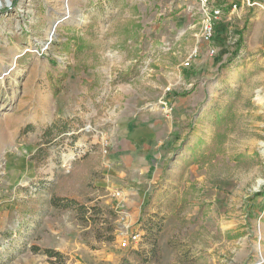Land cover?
Returning a JSON list of instances; mask_svg holds the SVG:
<instances>
[{
  "label": "rangeland",
  "instance_id": "rangeland-1",
  "mask_svg": "<svg viewBox=\"0 0 264 264\" xmlns=\"http://www.w3.org/2000/svg\"><path fill=\"white\" fill-rule=\"evenodd\" d=\"M218 1L211 54L198 0H0V264H264V0ZM144 116L172 132L137 176L110 142Z\"/></svg>",
  "mask_w": 264,
  "mask_h": 264
},
{
  "label": "crops",
  "instance_id": "crops-1",
  "mask_svg": "<svg viewBox=\"0 0 264 264\" xmlns=\"http://www.w3.org/2000/svg\"><path fill=\"white\" fill-rule=\"evenodd\" d=\"M218 4L220 5V2L218 1ZM215 40V39H214ZM202 48H207L209 49L208 51L210 52V44L206 43L204 41L200 42ZM216 49V52L218 53V51L221 49L213 46ZM222 61L225 60H221L218 61L216 64V67H218L221 63H223ZM148 116H144L142 118H140L138 120V123L134 124L135 122H133L132 120H129L126 124H121L120 128L122 131L121 136H119L116 140L111 141L110 144L111 146V151H110V155H109V159H113V161L115 162V164H118V158L121 157L122 161L124 164L127 165L128 168H130L132 171L137 172V176L141 175V173H143L145 170L149 169V161L152 162L153 157L156 156V160L158 161L160 160L158 163L156 162V165L159 167L161 166L162 163V157H164V154L166 152H161V150H159V152L157 153L158 155H154L153 154V150L155 151V148L159 147L160 145H162L163 143L166 142V140L169 137V134L172 132L171 128H169V124L165 123V122H161V121H149V118H147ZM48 120H44V122H46ZM54 120L52 119L51 121H48L46 125H49L53 122ZM43 122V123H44ZM84 135V136H83ZM78 140L80 139H86L85 135L83 134ZM39 140L38 139L36 144L34 143V148L32 150V156L35 154V152L38 150V148L41 146V144H39ZM102 140V138H101ZM84 142V140H83ZM100 142V140H99ZM146 147H148V150H146ZM150 151L152 154V157L149 156V152ZM70 153V152H69ZM127 154L126 159H123ZM74 155L76 156V153L74 152ZM31 161L29 165L26 166V174L28 175V170H31V168H35V169H39L36 166L35 161L32 159V157L30 158ZM123 164V165H124ZM148 164V165H147ZM113 168H117L118 166L116 165H112ZM125 166V165H124ZM151 169H152V165ZM155 166V167H157ZM158 168V167H157ZM158 174L159 171H157L156 169L153 170V172H155ZM41 179V177H36L35 176H31V179H29L28 181L22 182L21 185H26L29 183L30 180L32 179ZM23 190V188H20ZM24 190L27 191L26 188H24ZM42 190V189H41ZM149 193V192H148ZM231 224H235V222H228V225H225L226 228L231 227ZM138 227V229H140V224L137 223L136 225ZM137 230V229H136ZM217 230H219L217 228Z\"/></svg>",
  "mask_w": 264,
  "mask_h": 264
},
{
  "label": "built area",
  "instance_id": "built-area-1",
  "mask_svg": "<svg viewBox=\"0 0 264 264\" xmlns=\"http://www.w3.org/2000/svg\"><path fill=\"white\" fill-rule=\"evenodd\" d=\"M200 3V13H201V29L200 37L203 41L207 43L213 42L215 38V28L216 23L220 20L223 15L221 6L218 4L217 0H198ZM216 53L215 47L211 48V54ZM188 65V61L185 62ZM172 106L168 104L166 106V111L169 113L172 111ZM124 247L137 248L143 244V235L139 230H135L128 235V237L123 241Z\"/></svg>",
  "mask_w": 264,
  "mask_h": 264
},
{
  "label": "trees",
  "instance_id": "trees-1",
  "mask_svg": "<svg viewBox=\"0 0 264 264\" xmlns=\"http://www.w3.org/2000/svg\"><path fill=\"white\" fill-rule=\"evenodd\" d=\"M236 53L238 52V48L235 51ZM56 128H60V130L58 131L59 134H71V127L70 126H65V127H59L58 122L53 121L51 124H49L46 127V131L47 132H53L54 129ZM33 128L30 125H27L23 130H22V134H27L28 132L32 131ZM43 152V148L40 146L38 148V150L35 152V154L32 156V159L35 161L37 168H39L44 159L47 158V154H42ZM32 189H34L35 191L41 190L43 187H41V184H31L30 186ZM64 198H56L54 197L52 200V203L56 206V207H62V208H70L71 207V202H69L68 200H63ZM66 201V202H64ZM139 224H140V228L143 224L142 220H139ZM139 230V229H137ZM142 230V229H141ZM139 230V231H141ZM148 232L149 234H152L154 237H156L159 232L162 230V226H160V224L158 222H154V220H149V227H148ZM142 232V231H141ZM143 235V239H146L147 234L144 232H142ZM155 242H156V238H155ZM34 250H39V248L37 246H33L32 247ZM44 253L46 255H48L50 258H56L57 260L60 259L62 260V257L64 256V254L62 252H60L59 250H55V249H51V248H46L44 249Z\"/></svg>",
  "mask_w": 264,
  "mask_h": 264
},
{
  "label": "bare ground",
  "instance_id": "bare-ground-1",
  "mask_svg": "<svg viewBox=\"0 0 264 264\" xmlns=\"http://www.w3.org/2000/svg\"><path fill=\"white\" fill-rule=\"evenodd\" d=\"M69 1V0H68ZM67 11H70V10H67ZM14 60H13V63L15 64L16 63V61H15V58H13ZM3 70L5 71L4 73H7L8 72V70H9V67L7 66V65H4L3 66ZM263 259H264V257H262Z\"/></svg>",
  "mask_w": 264,
  "mask_h": 264
}]
</instances>
